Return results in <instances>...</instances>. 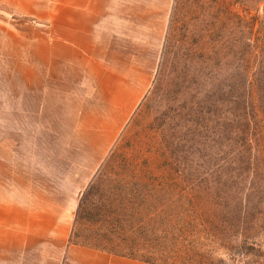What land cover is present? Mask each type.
Instances as JSON below:
<instances>
[{"label":"rangeland","instance_id":"374dc122","mask_svg":"<svg viewBox=\"0 0 264 264\" xmlns=\"http://www.w3.org/2000/svg\"><path fill=\"white\" fill-rule=\"evenodd\" d=\"M14 1L0 0V146L32 162L44 188L54 178L52 202L68 235L0 264H264V0H131L132 11L122 10L123 37L133 40L121 43V90L124 101L137 102L100 159L96 152L118 113L110 88L101 96L106 105L95 98L80 105L85 122L70 120L74 107L57 112L52 103L38 115L34 97L26 98L25 113L13 95L3 106L4 86L18 92L7 74L13 66L3 62L19 42L11 33L32 25L14 13ZM2 131L12 135L2 138ZM91 182L104 192L121 189L124 198L133 190L135 203L146 197L148 208L132 223L140 246L161 252L159 260L70 243Z\"/></svg>","mask_w":264,"mask_h":264},{"label":"crops","instance_id":"0c3cea01","mask_svg":"<svg viewBox=\"0 0 264 264\" xmlns=\"http://www.w3.org/2000/svg\"><path fill=\"white\" fill-rule=\"evenodd\" d=\"M28 2L27 8L21 0L9 2L14 13L28 16L32 25L28 26V32L11 33L19 42L10 44L9 51L13 54L6 55L3 62L9 60L13 66L6 73L17 79L18 92L4 86L3 106H7L6 100L13 95L18 99L19 112L25 113L28 111L26 98L34 97L38 115L44 114L52 103L56 104L57 112L67 113L74 107L72 113L75 116L70 120L85 122L88 121L87 113L80 105L85 99L92 98L98 105H106L107 101H101V96L110 88L114 101L108 103L118 113L112 118L113 132L104 138L96 152L100 159L130 114L131 105L137 102L124 101L121 90V43L133 40L128 34L126 39L123 37L122 10L132 11L133 3L131 0L125 3L121 0ZM134 7L136 10L138 5L134 4ZM129 14L125 15V27L132 34V14ZM117 43L120 44L117 46ZM4 45L6 51L7 43ZM76 106H79L77 110ZM93 119L98 121L97 117ZM14 132L18 137L26 136L22 131ZM10 134L2 131L1 137L7 138ZM46 136L52 137L53 132ZM5 148L0 146V258L9 259L21 257L28 250H41L49 239L66 240L68 221L58 205L52 202L54 178L50 176L47 179L50 188H44L33 175L30 165L33 163L21 162L13 156L11 149ZM86 168L90 169V165Z\"/></svg>","mask_w":264,"mask_h":264},{"label":"trees","instance_id":"16d2710c","mask_svg":"<svg viewBox=\"0 0 264 264\" xmlns=\"http://www.w3.org/2000/svg\"><path fill=\"white\" fill-rule=\"evenodd\" d=\"M96 192L97 195L93 194ZM125 192L135 194L130 189ZM120 193H124L123 190H98L91 182L78 203L70 243L132 259L156 262L161 252L149 245L141 247V239L137 234L139 227L132 223L135 216L148 208L147 201V207H143L146 197L137 198L135 203L134 197L129 198V195L124 198ZM130 204L133 205L131 210L128 209Z\"/></svg>","mask_w":264,"mask_h":264}]
</instances>
